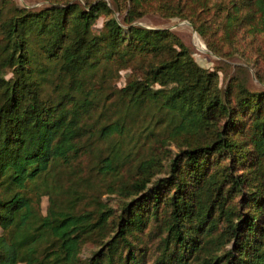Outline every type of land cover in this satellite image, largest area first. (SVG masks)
<instances>
[{
    "label": "trees",
    "instance_id": "obj_1",
    "mask_svg": "<svg viewBox=\"0 0 264 264\" xmlns=\"http://www.w3.org/2000/svg\"><path fill=\"white\" fill-rule=\"evenodd\" d=\"M125 1L127 27L111 15L93 30L100 13L111 12L105 0L15 7L3 25L0 264H144L139 235L150 221L158 236L152 264H264V89L218 90L216 72L200 66L169 29L130 24L148 0ZM188 3L161 5L207 36V19H194L197 10ZM193 3L198 11H221L229 38L248 14L264 11V0ZM110 63L117 71L131 66L117 89L124 114L149 109L141 128L147 135L161 125V139L184 140L167 174L152 178L149 171L129 184L131 197L117 214L78 209L81 193L53 181L94 127L90 119L107 98L95 75ZM129 127L118 115L97 130L111 139ZM114 158L106 166L113 168ZM141 162L143 172L153 165ZM87 242L95 247L81 256Z\"/></svg>",
    "mask_w": 264,
    "mask_h": 264
},
{
    "label": "rangeland",
    "instance_id": "obj_2",
    "mask_svg": "<svg viewBox=\"0 0 264 264\" xmlns=\"http://www.w3.org/2000/svg\"><path fill=\"white\" fill-rule=\"evenodd\" d=\"M78 2L86 4L88 0H0V56L6 47L4 37L5 21L14 16L15 7H24L28 10H38L50 6L64 5V2ZM95 1V0H89ZM110 13L101 12L92 25L94 31H99L105 19L113 15L125 27L126 14L125 0H105ZM223 2L226 0H222ZM163 0H148L136 12L130 24L146 28H166L173 32L190 50L195 61L202 67L216 72V86L218 90L235 92L240 86L249 90L264 89V11H254L246 16L239 30H235L232 37H228L223 29V21L219 19L221 11H198L200 5L188 0V4L195 8L194 19H207V36H202L194 25L186 18L172 15L161 5ZM244 11H242L243 13ZM192 13V11H191ZM196 34V35H194ZM212 42L216 47L214 52L208 47ZM136 64V63H135ZM96 72V85L102 86L107 98L95 109L90 123L94 127L82 137V146L70 163L63 167V171L53 180H59L63 186L72 185L75 191L81 193L76 200V207L95 212L98 208L110 209L113 214L121 210V205L128 201L129 184L135 179L152 171V178L164 176L167 171L169 157L176 152L177 145L184 140L162 137L161 125L152 134L142 128L151 115V110L134 108L132 112L124 114V104L118 100V88L122 86L130 74L131 66L117 71V65L111 64ZM111 71L105 76L108 71ZM10 70L6 68V76ZM105 76V79H103ZM103 79V80H102ZM94 80V81H95ZM240 83V84H238ZM52 90V84L47 83L45 92ZM103 114L93 121L98 113ZM118 115L124 120L126 128L121 134H115L106 139L98 134L97 127L105 121L115 119ZM179 141V142H178ZM117 155L114 158V155ZM114 158V167L106 166L107 158ZM150 159L153 163L147 172L140 168L141 161ZM264 188V187H263ZM245 189V188H244ZM49 195L41 196V209L46 211ZM157 222L150 221L148 228L140 237V245L144 247L146 256L144 264H152L158 251V236H156ZM152 230L148 233V231ZM95 243L87 242L80 255L86 256ZM16 264H24L18 262Z\"/></svg>",
    "mask_w": 264,
    "mask_h": 264
},
{
    "label": "bare ground",
    "instance_id": "obj_3",
    "mask_svg": "<svg viewBox=\"0 0 264 264\" xmlns=\"http://www.w3.org/2000/svg\"><path fill=\"white\" fill-rule=\"evenodd\" d=\"M194 35H196V34H194Z\"/></svg>",
    "mask_w": 264,
    "mask_h": 264
}]
</instances>
